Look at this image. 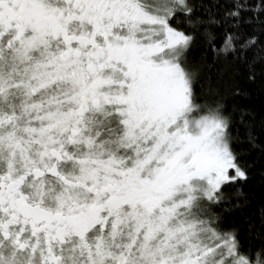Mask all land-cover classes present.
I'll return each mask as SVG.
<instances>
[{
  "label": "snow or ice",
  "instance_id": "snow-or-ice-1",
  "mask_svg": "<svg viewBox=\"0 0 264 264\" xmlns=\"http://www.w3.org/2000/svg\"><path fill=\"white\" fill-rule=\"evenodd\" d=\"M257 82L264 0H0V264H264Z\"/></svg>",
  "mask_w": 264,
  "mask_h": 264
},
{
  "label": "trees",
  "instance_id": "trees-1",
  "mask_svg": "<svg viewBox=\"0 0 264 264\" xmlns=\"http://www.w3.org/2000/svg\"><path fill=\"white\" fill-rule=\"evenodd\" d=\"M246 87L249 90V95L241 97L239 103L252 109L255 117V132L258 136L257 142H264V89L261 88L259 82L255 85H246ZM240 133L243 137V127L240 128ZM245 158L252 164V179L243 189L250 203L237 210V216L258 212L264 205V176L261 175L264 172V153L259 149H253Z\"/></svg>",
  "mask_w": 264,
  "mask_h": 264
}]
</instances>
